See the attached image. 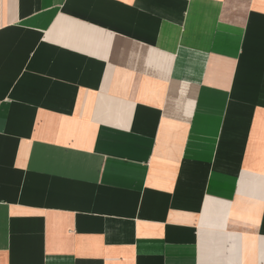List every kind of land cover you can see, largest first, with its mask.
Here are the masks:
<instances>
[{"label":"crops","instance_id":"1","mask_svg":"<svg viewBox=\"0 0 264 264\" xmlns=\"http://www.w3.org/2000/svg\"><path fill=\"white\" fill-rule=\"evenodd\" d=\"M0 264H264V0H0Z\"/></svg>","mask_w":264,"mask_h":264}]
</instances>
